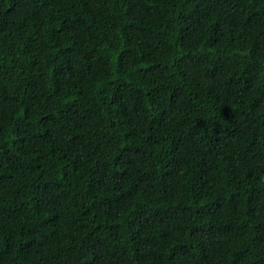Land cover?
I'll return each mask as SVG.
<instances>
[{
	"label": "trees",
	"instance_id": "1",
	"mask_svg": "<svg viewBox=\"0 0 264 264\" xmlns=\"http://www.w3.org/2000/svg\"><path fill=\"white\" fill-rule=\"evenodd\" d=\"M0 264H264V0H0Z\"/></svg>",
	"mask_w": 264,
	"mask_h": 264
}]
</instances>
